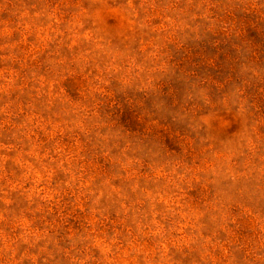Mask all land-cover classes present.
Instances as JSON below:
<instances>
[{
    "label": "rangeland",
    "instance_id": "rangeland-1",
    "mask_svg": "<svg viewBox=\"0 0 264 264\" xmlns=\"http://www.w3.org/2000/svg\"><path fill=\"white\" fill-rule=\"evenodd\" d=\"M0 264H264V0H0Z\"/></svg>",
    "mask_w": 264,
    "mask_h": 264
}]
</instances>
